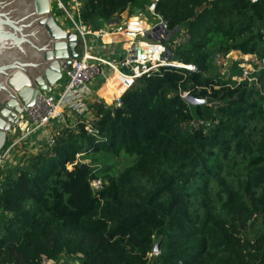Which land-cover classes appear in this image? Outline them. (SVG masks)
<instances>
[{
    "label": "trees",
    "instance_id": "1",
    "mask_svg": "<svg viewBox=\"0 0 264 264\" xmlns=\"http://www.w3.org/2000/svg\"><path fill=\"white\" fill-rule=\"evenodd\" d=\"M80 1L93 29L151 2ZM153 3L174 32L163 41L171 58L195 69L135 78L118 107L93 103L91 121L6 170L0 264H264V0ZM232 51L261 62L260 88L234 79L238 62L222 77L219 60Z\"/></svg>",
    "mask_w": 264,
    "mask_h": 264
},
{
    "label": "built area",
    "instance_id": "2",
    "mask_svg": "<svg viewBox=\"0 0 264 264\" xmlns=\"http://www.w3.org/2000/svg\"><path fill=\"white\" fill-rule=\"evenodd\" d=\"M51 1L49 0L50 4ZM53 2H55L60 11L64 12L65 18L69 22V31L77 35L80 47L79 55L63 71V76L65 77L63 89L58 92H53L54 88L51 91H39L33 104L30 107L22 109L17 133L11 136L0 150V195L2 193L4 172L15 165L16 157L22 159V161H18L16 164L22 165L27 161L25 157L23 158L24 154H26L25 149L29 150L30 147H33L38 153L46 147L53 146L55 135L60 129L67 127L65 113L67 109H70V104H72L71 109H76L79 113H83V106L78 99V93L91 92V82L101 72L100 64L102 61L90 55L87 48L86 36L93 34L98 37L103 32L101 30L93 31L82 22L80 19L82 6L80 0H53ZM148 10L160 21L159 30H153V26H149L148 24L136 22L126 27H117L114 31V33L122 36L124 42H128L126 56L123 57L120 65L127 66L129 72L124 73L114 69L115 77L113 78V82L115 86L111 85L112 89L120 87L123 92L135 78L151 70H156L162 65L182 67L190 70L195 69L193 65H184L171 58L166 45L163 43L166 40L165 23L154 13V3L149 5ZM147 35L155 41H141L140 38ZM136 45L139 46L140 51L134 54L133 47ZM141 51H146L147 53L144 54ZM107 64L109 63L107 62ZM243 74H245L244 79L249 81V74L246 71ZM186 94L187 92H184L182 96ZM110 102L113 104L112 107H118L120 105V93L113 96ZM84 128L89 133H93L89 122ZM14 149L15 152H12ZM13 155L16 157H13ZM91 186L97 189L100 186V182L93 180ZM153 254L157 255L158 251H153ZM59 263L54 259L43 257L40 264Z\"/></svg>",
    "mask_w": 264,
    "mask_h": 264
},
{
    "label": "water",
    "instance_id": "3",
    "mask_svg": "<svg viewBox=\"0 0 264 264\" xmlns=\"http://www.w3.org/2000/svg\"><path fill=\"white\" fill-rule=\"evenodd\" d=\"M173 33L165 30L166 40ZM133 48L134 54L140 51L138 45ZM79 49L77 35L51 14L49 0H0V102L13 107L7 122L0 119V150L7 136L17 133L22 109L33 104L39 91L54 88ZM183 98L193 105L203 101L189 93ZM159 247L160 241L153 251Z\"/></svg>",
    "mask_w": 264,
    "mask_h": 264
},
{
    "label": "crops",
    "instance_id": "4",
    "mask_svg": "<svg viewBox=\"0 0 264 264\" xmlns=\"http://www.w3.org/2000/svg\"><path fill=\"white\" fill-rule=\"evenodd\" d=\"M148 6L149 5H147V7L142 12L134 10L131 13L130 9H127L121 14H119L115 18V21H113L112 23L100 25L97 29H91L93 31L101 30L103 32L102 35L97 37L94 36L93 34H88L86 36L87 48L89 50L90 55L100 59L102 63L100 64V68H101L100 74L91 83V88H90L91 92L78 93L79 95L78 99L82 103L83 112L86 111L85 113L88 115L87 117L84 116L85 117L84 119L88 121L92 120L93 117H92V113H90L91 112L90 106L93 103L102 102L107 106L110 104L104 98H102L103 86L105 85L104 82H106V84L115 86V83L113 82L114 81L113 78L115 77L114 69H118L124 73L129 72L127 66L120 65L123 57L126 56V48L128 46V42H124L122 36L117 33H114V31L116 30L117 27H126L128 25L135 24L136 22H142L144 24H148L149 26L154 27L156 22H149L144 18L145 12H149L152 17L151 12L148 10ZM152 19L155 20L154 18ZM61 23L63 22L61 21ZM62 27L66 28V30L69 31V26L68 27L62 26ZM140 39L141 41L145 40L148 42L155 41L150 36H144ZM107 62L109 64H107ZM64 83H65V77L62 75V79L55 84L53 92L56 91L58 92L60 88L64 85ZM115 89L118 92H120V95L124 92L121 91L122 88L120 87H116ZM70 108H72V104H70ZM24 157L27 160L28 154H25L23 158ZM18 160L19 159L16 160V163L18 162ZM15 165L13 167H15ZM58 262H60L59 264H75L74 262H72V260H69L65 256H62Z\"/></svg>",
    "mask_w": 264,
    "mask_h": 264
},
{
    "label": "rangeland",
    "instance_id": "5",
    "mask_svg": "<svg viewBox=\"0 0 264 264\" xmlns=\"http://www.w3.org/2000/svg\"><path fill=\"white\" fill-rule=\"evenodd\" d=\"M153 3V0H151L150 4L151 5ZM50 6V12L53 15V17L55 18V20L60 24L61 21L63 23H61V26H65L68 27L69 26V22L68 20H66L64 12L60 11L55 2H53V0L51 1V4L49 3ZM149 7V6H148ZM144 18L149 21V22H156L155 26L160 24V21L155 18L153 15L151 17L149 12H145L144 13ZM152 18H154L155 20H153ZM67 22H66V21ZM153 20V21H152ZM115 21V20H114ZM89 29H93L92 26L86 25ZM105 26V25H104ZM64 28V27H63ZM66 29V28H64ZM159 29H160V25H159ZM157 29V30H159ZM68 31V30H67ZM183 39L181 38V35L178 36V38H176V42H181ZM80 48V47H79ZM80 51V49H79ZM238 62V66L242 69V73L240 77H235L234 79H237V81H239L240 79H243L245 74H243L244 71H246L249 75V82L252 83L254 85V88H260V84H257V80H258V76L256 75L257 72H259L262 68L263 65L261 66V62L259 60H257L254 56H249V55H242L239 52L236 51H232L230 53H228L225 57L221 58L219 60L220 63V73L222 75V77H225L228 74V69L230 68V66H232L233 63ZM112 65V64H110ZM118 66V65H117ZM118 70V69H117ZM114 71V70H113ZM120 71V70H119ZM97 77V76H96ZM95 77V78H96ZM94 78V79H95ZM93 79V80H94ZM264 82V80H263ZM92 83V82H91ZM63 87V86H62ZM60 88L63 89V88ZM57 92V91H56ZM102 96V95H101ZM103 98V97H102ZM110 104L108 105L109 107L113 106L112 102H109ZM201 104L204 103V101L200 102ZM199 103V104H200ZM193 105V104H192ZM86 111H84L83 113H79L76 109H67V112L65 113V123L68 125L73 124L74 122H76L78 119L80 120V118H85L84 116H88L86 113ZM26 152V154H28V157L31 154H36L37 150H35L33 147H30L29 150L25 149L24 150ZM15 152V149L12 151ZM25 155V154H24ZM81 154H78V156H80ZM18 156V155H17ZM13 157H16L13 155ZM17 158V157H16ZM80 158V157H79ZM19 159V158H17ZM117 160V167L121 168L124 163H126L127 158L126 157H119ZM18 161H22V159L20 158ZM82 162H85V160H81ZM19 164H16L15 166H17ZM159 242V241H157ZM156 242V243H157Z\"/></svg>",
    "mask_w": 264,
    "mask_h": 264
},
{
    "label": "flooded vegetation",
    "instance_id": "6",
    "mask_svg": "<svg viewBox=\"0 0 264 264\" xmlns=\"http://www.w3.org/2000/svg\"><path fill=\"white\" fill-rule=\"evenodd\" d=\"M5 101H7V100H5ZM12 109H13V107L11 108V109H9L8 107H7V104L3 101V102H0V119H3V121H6L7 122V119L9 118V117H11V114L13 113L12 112ZM6 112V113H5ZM3 113H5L6 115L4 116V114ZM11 136H7V139H6V141H5V144H6V142L8 141V139L10 138ZM4 144V145H5ZM3 145V146H4Z\"/></svg>",
    "mask_w": 264,
    "mask_h": 264
},
{
    "label": "bare ground",
    "instance_id": "7",
    "mask_svg": "<svg viewBox=\"0 0 264 264\" xmlns=\"http://www.w3.org/2000/svg\"><path fill=\"white\" fill-rule=\"evenodd\" d=\"M146 53L147 52L145 51L144 54H146ZM110 86H111L110 84H105L103 86V97H104V99H106L108 101H111L113 96L119 94V92L115 88L112 89ZM108 87L110 90L108 89Z\"/></svg>",
    "mask_w": 264,
    "mask_h": 264
}]
</instances>
